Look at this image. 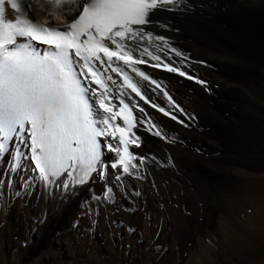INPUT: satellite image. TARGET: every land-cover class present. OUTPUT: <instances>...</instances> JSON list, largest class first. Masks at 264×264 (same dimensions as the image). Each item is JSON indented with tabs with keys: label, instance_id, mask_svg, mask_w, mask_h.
<instances>
[{
	"label": "bare ground",
	"instance_id": "obj_1",
	"mask_svg": "<svg viewBox=\"0 0 264 264\" xmlns=\"http://www.w3.org/2000/svg\"><path fill=\"white\" fill-rule=\"evenodd\" d=\"M25 2L28 21L67 28L85 0ZM149 19L133 27L152 39L125 43L146 61L133 67L147 81L128 68L150 102L114 79L138 103L137 168L113 169L105 149L104 176L48 183L27 158L11 171L4 154L0 264H264V0H180Z\"/></svg>",
	"mask_w": 264,
	"mask_h": 264
},
{
	"label": "snow or ice",
	"instance_id": "obj_2",
	"mask_svg": "<svg viewBox=\"0 0 264 264\" xmlns=\"http://www.w3.org/2000/svg\"><path fill=\"white\" fill-rule=\"evenodd\" d=\"M73 2L49 0L52 6L61 9ZM179 2L85 0L78 17L66 26L69 29L67 32L57 27L31 22L10 23L0 18V154L8 153L13 140L24 144L26 131L29 133L31 152L30 157H25L21 149L15 147L11 171L21 167L23 159L30 158L43 181L52 183L54 181H50L49 177L56 178L67 173L71 183L82 184L93 173L105 175L102 170L105 165L101 160L102 148L105 147L117 154L118 163L111 164L113 169L119 164L123 166V173L130 174V167L137 168L136 164L131 163L135 157L128 151L129 144L138 146V138H127L129 131L136 126L130 119L132 108L123 99L126 93L113 91L117 81L109 72L122 75L124 86L140 99H145L137 83L132 82L119 62L122 61L124 66L132 68L147 81L149 76L133 67L146 61L134 59L133 49L125 41L142 40L145 36L152 39L151 33H144L142 28L133 26L150 23L149 17L154 10L167 5L176 6ZM8 3L12 8L19 7L17 0H0V6ZM81 36L86 39L81 40ZM17 37H27L50 46L54 51L41 54L30 45L16 48ZM156 39L163 40V37ZM109 44L115 45L116 50H111ZM9 45L13 46V50H9ZM100 53H103V57ZM143 54L151 56L153 60L160 59L147 48ZM164 67L170 72L176 71L168 65ZM117 99L122 107L114 111L117 105L113 101ZM93 103L96 105L95 117ZM159 110L164 111L162 108ZM139 111L143 113L144 109L140 108ZM124 112L127 115H122ZM168 114L165 112V115ZM117 117H121L127 130L113 123ZM148 124L151 125V121ZM117 133L120 136L116 145L100 144L98 138L111 137L116 140ZM155 134L159 136L160 132L156 131ZM118 145L124 146L122 152ZM98 165L101 170H98ZM116 179L120 180V175H116ZM62 186L68 188L69 183L62 182Z\"/></svg>",
	"mask_w": 264,
	"mask_h": 264
}]
</instances>
